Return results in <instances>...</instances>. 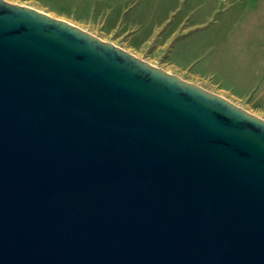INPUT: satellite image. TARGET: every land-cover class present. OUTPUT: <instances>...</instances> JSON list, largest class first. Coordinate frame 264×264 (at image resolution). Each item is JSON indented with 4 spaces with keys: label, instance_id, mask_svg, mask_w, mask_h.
Wrapping results in <instances>:
<instances>
[{
    "label": "water",
    "instance_id": "1",
    "mask_svg": "<svg viewBox=\"0 0 264 264\" xmlns=\"http://www.w3.org/2000/svg\"><path fill=\"white\" fill-rule=\"evenodd\" d=\"M0 264H264V118L0 0Z\"/></svg>",
    "mask_w": 264,
    "mask_h": 264
},
{
    "label": "rangeland",
    "instance_id": "2",
    "mask_svg": "<svg viewBox=\"0 0 264 264\" xmlns=\"http://www.w3.org/2000/svg\"><path fill=\"white\" fill-rule=\"evenodd\" d=\"M10 1L73 23L167 71L173 69L169 56L184 39L195 60L189 66L191 73L202 70L196 59L204 54L214 55L217 44L236 50L228 66L231 71L246 73L245 79L221 82L207 90L223 93L231 102L264 118L260 99L253 95L245 98L246 92L236 89L251 87L254 72L264 69V0ZM193 76L197 81L196 74ZM196 81L192 83H214Z\"/></svg>",
    "mask_w": 264,
    "mask_h": 264
},
{
    "label": "crops",
    "instance_id": "3",
    "mask_svg": "<svg viewBox=\"0 0 264 264\" xmlns=\"http://www.w3.org/2000/svg\"><path fill=\"white\" fill-rule=\"evenodd\" d=\"M187 39L181 41L177 44L175 50L172 51L169 56V64L173 68L171 73L180 76L190 82H195V77L193 74H196L198 80L196 82L199 83V80H213V85L209 86L207 84H201V87L206 89H211L216 87L221 82H228L232 80H243L245 79L246 73L241 72L240 74L235 70L231 71L229 65L231 57L235 56L236 50L232 51L224 49L222 46L218 44L214 48V55L212 53L204 54L200 58L198 57L196 60L199 61L202 70H197L196 72H190L189 66L195 62L194 58H192L191 50L188 48L189 44ZM186 44V45H185ZM155 64V63H154ZM253 71V70H252ZM256 75L252 81V85L250 86H236L238 90H244L246 92L245 98L253 95L254 98L260 99V105L264 106V69H258ZM252 74V76L254 75ZM213 92V91H212ZM222 96H225L223 93Z\"/></svg>",
    "mask_w": 264,
    "mask_h": 264
}]
</instances>
